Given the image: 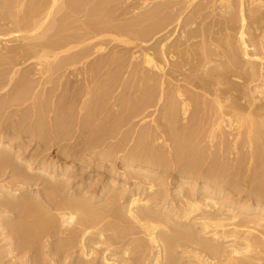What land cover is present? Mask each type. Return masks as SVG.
Instances as JSON below:
<instances>
[{
    "label": "bare ground",
    "instance_id": "1",
    "mask_svg": "<svg viewBox=\"0 0 264 264\" xmlns=\"http://www.w3.org/2000/svg\"><path fill=\"white\" fill-rule=\"evenodd\" d=\"M260 91L264 0H0V175L9 169L18 179L0 184V221L17 241L12 250L36 264L28 251L39 253L47 237L62 241L51 253L60 260L41 258L48 264H264V182L249 191L254 204H219L212 191L220 196L223 185L210 189L217 180L239 182L220 161L234 153L238 165L250 157L251 174L264 173ZM12 106L21 109L8 110L12 121L3 124ZM26 134L46 147L78 139L55 149L79 167L88 155L100 160L91 171L104 167L101 194H76L83 180L64 189L74 165L51 159L47 172L43 159L32 168L14 156ZM206 154L214 157L201 170ZM173 155L191 158L175 174L180 185L198 183L176 204L150 184ZM113 162L150 180L148 187L137 179L139 194L115 189L126 183L112 178V167L105 171ZM34 177L45 194L27 192Z\"/></svg>",
    "mask_w": 264,
    "mask_h": 264
},
{
    "label": "rangeland",
    "instance_id": "2",
    "mask_svg": "<svg viewBox=\"0 0 264 264\" xmlns=\"http://www.w3.org/2000/svg\"><path fill=\"white\" fill-rule=\"evenodd\" d=\"M179 0H176V2H178ZM179 5V4H178ZM178 5H177V7H178ZM180 6V5H179ZM132 15V14H131ZM250 50V49H249ZM247 65H245V67H246ZM260 92H262L260 95H259V100L261 101V102H264V99H263V97H264V91H260ZM2 94H4V92L3 93H0V96H2ZM260 97H261V99H260ZM16 109V111H18V110H20L21 108H18L17 109V107H14V106H12V107H10V109L8 108L4 113H2V117H1V122L4 124V122L6 123L7 121H10L11 119H12V117L10 116V114L8 113V110H9V112H15V110L14 109ZM153 112V111H152ZM3 116H4V118H3ZM9 116H10V118H9ZM152 117V116H151ZM151 117H149L150 119H152ZM5 118H7L8 120H6ZM146 119V124H149L150 123V125H152L151 124V120L150 119ZM15 119V117H13V120ZM6 120V121H5ZM31 120V121H30ZM30 120H28V123L29 124H32V121H33V119H30ZM150 120V121H149ZM12 121V120H11ZM144 122V123H145ZM181 125H182V123H181ZM136 131H138V127L135 129ZM32 136V135H31ZM75 136V135H74ZM134 137V136H133ZM24 141H23V146H22V150L20 151V153L19 152H15V154H14V156H16V154H17V156L18 157H20L21 156V158H25V159H27L28 161H30V162H32V164H33V166L31 165V167L32 168H34L36 165H37V163L38 162H42V159H43V162H45V165L47 166L48 164V162H49V160H51V159H55L56 161L55 162H59V163H62L61 165L62 166H60L59 168H61V167H63V165H67V166H69V165H71V166H73V170H72V172L71 173H69V175H67V177H69V181L67 180V181H65V183H64V185L65 184H69L68 186L70 187V185H71V187L72 186H75V187H77V185H76V183L79 181V182H81L82 180V183H87L86 184V186L85 187H82L83 185L81 184L80 185V187H81V189L78 191V189L76 190V194H79V192L81 193V195L83 194L82 192H84L85 194H86V196H88L89 194H95V192H97L96 194L97 195H95V196H98V195H100L101 193H99V191H101L102 190V179H103V177H104V175L106 174V172H104V167H103V165H102V169L100 168V169H98L99 170V173H98V170H97V173L98 174H100V175H102V176H100V175H98L97 173H95V172H93L92 173V171H91V169L92 168H94L95 167V165L96 164H99L100 162V160H98V159H96L94 156H92L91 157V155L89 156L88 155V159H89V157H90V159H94L95 161L93 162L92 160L90 161V163L89 164H87V163H85V165L86 166H78V165H75V164H73L72 165V162H70V160H67V158L66 157H64V156H61L59 153H61L60 151L61 150H64V149H66L67 147L69 148H71V147H73V145H74V143H75V141L74 140H76V139H70V141H69V139L68 140H66L65 142H60L59 144H57V146L58 147H60V148H63V149H61L60 151H58V149L59 148H56L57 149V151H55L56 149H55V147H57L56 146V144L55 143H57V142H55V141H52V143H54V144H52V143H47L46 145H47V147L45 146V143L44 142H39L36 138H34V136H32V137H30V135H28V134H26L25 135V139H23ZM78 140V139H77ZM76 140V141H77ZM37 141V142H36ZM64 141V140H63ZM69 141V142H68ZM218 142H220V141H214L212 144H213V146H215V147H217L218 145H220V143L218 144ZM38 143V144H37ZM153 143V142H152ZM152 143H150V146H151V144ZM44 144V145H43ZM53 146H52V145ZM65 144L67 145V146H65ZM131 144H132V142H131ZM131 144H129V146H131ZM63 147H62V146ZM133 145V144H132ZM154 145H157L156 144V142L154 141V144H152V146L154 147ZM44 146L47 148V149H45L44 148ZM49 146H51V147H49ZM159 146V145H158ZM50 149H49V148ZM65 147V148H64ZM156 147V146H155ZM51 148H52V150H51ZM45 149V150H44ZM55 149V150H54ZM102 149L103 148H100V149H98V151L100 150V151H102ZM216 149V148H215ZM46 150H48V152H45ZM49 150H51V151H49ZM99 151V152H100ZM215 151V150H214ZM53 152V153H52ZM49 153V154H48ZM171 153H173V152H171ZM32 155V156H31ZM55 155V156H54ZM38 156V157H37ZM57 156V157H56ZM61 156V157H60ZM207 156H209L208 154H206V156L204 155V158L206 159V157ZM247 156V155H246ZM32 157V158H31ZM214 156L212 155V154H210V156L208 157L209 159H204V158H202V159H204V162H202L203 163V165H205V166H203V168L201 167V170H203L204 168H206V166H207V164H209V161H210V159H212ZM34 158V159H33ZM179 158H182V159H179ZM179 158H177L179 161H180V163H178L176 160H174V159H176V157H174V155H173V158L171 159V161L168 163H166L167 165L165 166V164H164V166L163 165H160V166H163V167H159V169H158V167H157V169H155V179H153V180H151L152 181V183H150L151 181L150 180H145V178L143 179V177H141V176H139V174L137 175L136 173H130V171H129V173H130V175H129V173H128V170H127V168H125V167H123V166H121L120 164H118V162H116V166H117V169H116V166H115V162H113L112 164H108L109 166H105V171H106V169H111V167H112V169H111V175H113V179L115 178V179H119L120 178V182H122V181H124L125 183H126V185L124 186V187H120V184H118L117 182L115 183V186H114V188L115 189H118V190H120L121 188L122 189H124V188H126L125 190H127V188H128V190L130 191V193L131 194H137L139 191H140V188H147L148 186H147V184L148 183H150V184H152V189L151 190H156L155 188H157V190H156V192H158L160 195H159V197L161 198L162 196L164 197V199L162 198V200L164 201V202H168V201H172L173 199L176 201V202H174V200H173V202L176 204V203H178V201L180 200V198H177V197H181V196H184V195H186L189 191H191V192H195V191H197V187H198V183H196L194 186L191 184H185V185H180V179H178L179 177H177V175H175L176 173L178 174V172H179V169H181V168H179V167H181V166H183L184 167V165H185V167L188 165L187 163H189V162H187V161H190V159L188 158H186V156L185 155H183V156H181V157H179ZM230 158V159H229ZM226 157V156H224L222 159H220V161L222 160L223 162H225V163H227V164H229L232 168H230L229 169V171L227 172V174L229 175V177H231V178H233L234 177V179H237L236 181H239L238 183L236 182V184H234L233 186H231L230 184H228V181H223V183L222 182H220L219 180H217L216 182H210V189L212 188V187H215V186H217V185H223V187H222V189H221V192H220V196L219 195H213V191H212V196L213 197H218V199L216 200H214V201H217L219 204L222 202L223 204L226 202V201H230V200H239V202H241V203H246V204H252L253 202H252V200H254L253 199V197L254 196H251L252 194H250L251 192H249V191H254L255 190V188L256 187H258V185L260 184H263V182H264V173L262 172L261 174H262V176H260V175H257V176H254L253 174H251L252 173V169H253V167L251 166V165H253V161L251 162V160L249 159L250 157H245V159H244V161H243V163L242 164H237V162H238V160H239V155H237L236 156V153H234V154H232L230 157ZM248 158V159H247ZM45 159V160H44ZM185 159V160H184ZM187 159V160H186ZM224 159V160H223ZM34 162H33V161ZM41 160V161H40ZM58 160V161H57ZM60 160V161H59ZM193 160V159H192ZM182 161H186V162H182ZM207 161V162H206ZM229 161V162H228ZM66 162V163H65ZM91 162H93V163H91ZM177 162V163H176ZM35 163H36V165H35ZM64 163V164H63ZM182 163H183V165H182ZM191 163V162H190ZM189 163V166L190 165H192V164H190ZM230 163H234L233 165L232 164H230ZM239 163V162H238ZM246 163V164H245ZM90 164H91V166H90ZM94 164V165H93ZM169 164H172V165H169ZM187 164V165H186ZM236 164V165H235ZM58 164H56V166H57ZM106 165V164H105ZM112 165V166H111ZM179 165V166H178ZM238 165V166H237ZM55 166V167H56ZM76 166V167H75ZM94 166V167H93ZM169 166V167H168ZM172 166V167H171ZM174 166H176V168H174ZM237 168H236V167ZM78 167V168H77ZM88 167V168H87ZM118 167H120V168H118ZM165 167H168L169 168V170H167L168 168H165ZM178 167V168H177ZM234 167V168H233ZM238 167H239V169H238ZM248 167V168H247ZM250 167H252V168H250ZM114 168V169H113ZM122 168V169H121ZM173 168V169H172ZM200 168V167H199ZM236 168V169H235ZM23 169V168H22ZM76 169V170H75ZM79 169H80V171H79ZM81 169L83 170V171H81ZM86 169H90V170H87L86 171ZM176 169V170H175ZM232 169V170H231ZM233 169H235V170H233ZM238 169V170H237ZM78 170V171H77ZM101 170V171H100ZM114 170V171H113ZM116 170V171H115ZM118 170V171H117ZM125 170L127 171V173L125 174ZM167 170V171H166ZM231 170V171H230ZM237 170V171H236ZM50 171V167H49V165H48V169H47V172H49ZM113 171V172H112ZM159 171V172H158ZM165 173H164V172ZM169 171H170V173H169ZM36 171H32V172H30V175H33V176H35L36 178L38 177V174L37 173H35ZM167 172V173H166ZM32 173V174H31ZM83 173V174H82ZM230 173V174H229ZM241 173V174H240ZM82 174V175H81ZM95 174H97V175H95ZM117 174V175H116ZM123 174H124V178L125 177H127V178H125V180H123L124 178H122V180H121V176L123 177ZM141 174V173H140ZM157 174H159L161 177H156L157 176ZM163 174V175H162ZM168 174H169V176H171V177H169L168 176ZM37 175V176H36ZM82 176V178H80L79 176ZM90 175H91V177H90ZM96 176L95 178H94V176ZM132 175V176H131ZM184 174H182V176H183ZM98 176H100L101 177V179H97V177ZM117 176H119V178L117 177ZM134 176H137L138 178H135ZM189 176V174L187 175V176H183V177H188ZM192 176V175H191ZM254 176V177H253ZM35 177H34V179H31V181L32 182H30V180H29V182H28V185H27V182H26V184H25V187L27 188V192H33V194H35L36 192H37V190H38V193L40 194L42 191H44V189H46V187L44 186V185H41L42 183L39 181V180H36L35 179ZM66 177V178H67ZM135 178L136 180H134L133 178ZM166 177H169V178H167V179H165ZM74 178H75V180H74ZM86 178V180L88 179H90V181H86V180H84ZM130 178H132V180L129 182V180H130ZM141 178V179H140ZM161 178H163L162 180H163V182H161L162 180H161ZM199 178V177H198ZM253 178V179H252ZM257 178V179H256ZM94 179H96L95 181L97 182H95L94 181ZM137 179H139V180H142V182H143V180H145L144 182L145 183H139V182H141V181H139V180H137ZM165 179V180H164ZM172 179H174V180H172ZM21 181L20 182H24L25 181V179H20ZM26 180H28V178H26ZM34 180V181H33ZM100 180V181H99ZM158 181V182H156V181ZM18 181V179L16 178V177H11L10 176V172H9V169H7V170H4V172L2 171V174L0 175V184H10V185H12V184H15L16 182ZM37 181V182H36ZM75 181V182H74ZM99 181V182H98ZM148 181V182H147ZM169 182V183H171V181H172V183H171V185L169 184V183H167V182ZM174 181V182H173ZM176 181V182H175ZM180 181V182H179ZM246 181V182H245ZM36 182V183H35ZM72 182H73V184H72ZM89 182L91 183L92 182V184H90L89 185ZM94 182H95V184H94ZM127 182H128V184H127ZM132 182V183H131ZM146 182H147V184H146ZM227 182V183H226ZM139 183V184H138ZM158 183V184H157ZM161 183V184H160ZM165 183H167V184H165ZM241 183H243V184H241ZM31 186H30V185ZM35 184V185H34ZM95 185V187L97 188H95L94 187V185ZM98 184V185H97ZM100 184V185H99ZM141 184V185H140ZM161 186H160V185ZM176 184H178V185H176ZM227 184H228V186H227ZM247 184V185H246ZM67 185H65L64 186V189L65 188H68V190H70V188L67 186ZM117 185V186H116ZM141 187H140V186ZM144 185H146V186H144ZM157 185H159V186H157ZM165 185V186H164ZM197 185V186H196ZM239 186V187H236V186ZM251 185V186H250ZM259 185V186H260ZM29 186V187H28ZM88 186V187H87ZM89 186H91L92 187V191H91V188L89 187ZM137 186H139V187H137ZM177 186H178V188H177ZM180 186H181V188H180ZM188 186V187H187ZM192 186V187H191ZM196 186V187H195ZM227 186V187H226ZM245 186V187H244ZM43 187V188H42ZM74 187V188H75ZM79 187V188H80ZM136 187H137V189H136ZM162 187V188H161ZM194 187V188H193ZM224 187H226V188H224ZM231 187V188H230ZM261 187H262V185H261ZM264 187V186H263ZM25 188V189H26ZM33 188V189H32ZM93 188H95V189H93ZM130 188V189H129ZM160 190H159V189ZM177 188V189H176ZM192 190H191V189ZM231 190H229V189ZM241 188V189H240ZM248 188V189H247ZM87 189H90V190H87ZM110 191L109 192H111V189H112V187H111V189H110V186H109V188H108ZM134 190V192H133V190ZM138 189H139V191H138ZM183 189H184V192H183ZM41 190V191H40ZM66 191H68L67 189H65ZM85 190V191H84ZM96 190V191H95ZM127 190V191H128ZM165 190V191H164ZM181 190V191H180ZM186 190V191H185ZM257 190V189H256ZM40 191V192H39ZM90 191V192H89ZM108 190L107 189H105V191L104 192H107ZM132 191V192H131ZM177 193H176V192ZM210 191V190H209ZM208 191V192H209ZM242 191V192H241ZM244 191V192H243ZM183 192V193H182ZM186 192V194H184ZM242 194H241V193ZM37 193V194H38ZM43 193L44 192H42L41 194L43 195ZM61 193H63V191L61 192ZM65 193V192H64ZM73 194H75V191L74 192H72ZM88 193V194H87ZM163 195H162V194ZM166 195H165V194ZM181 193V194H180ZM228 195H227V194ZM247 193L249 194V196H247ZM21 194V193H20ZM40 194V195H41ZM45 194V193H44ZM47 194V193H46ZM85 194H83V195H85ZM139 194V193H138ZM176 194V195H175ZM226 194V195H225ZM245 194V195H244ZM82 195V196H83ZM106 195L108 196L109 194H108V192L106 193ZM165 195V196H164ZM174 195V196H173ZM231 195H233V196H231ZM107 196H105V197H107ZM169 198V199H167L166 200V198L167 197ZM223 196V197H222ZM170 197H171V199H170ZM226 197V198H225ZM232 197V198H231ZM241 197V198H240ZM243 197V198H242ZM247 197H248V199H247ZM252 197V198H251ZM173 198V199H172ZM176 198V199H175ZM223 198V199H222ZM264 198V197H263ZM221 199H222V201H221ZM225 199V200H224ZM227 199V200H226ZM247 199V200H246ZM250 199H251V201H250ZM223 201H225V202H223ZM246 201V202H245ZM261 202H264V199H262V200H260ZM249 202V203H248ZM251 202V203H250ZM221 203V204H222ZM254 204V203H253ZM232 205H234V204H232ZM232 205H229L231 208H234L235 206H232ZM11 216H13V218H14V215H11ZM5 224V221L4 220H2V221H0V264H23L24 262H23V260H25V259H21V257H23V255H21V254H19L18 252H16L15 250H12V249H14V246H12L14 243L16 244L17 243V241H16V239H14V237L13 236H11L12 238H10V234H9V230H8V228H6L5 227V225H3V224ZM6 228V229H5ZM9 234V235H8ZM8 235V236H7ZM44 238V240L42 239V238H39V239H42L41 241H39L38 242V244L40 243V245H41V242H42V245L41 246H43V248L44 247H47V249L49 248V250L51 251L52 249H54V250H52L51 252H50V254L51 253H53V251L55 252V249H57L59 246V248L56 250V253H60L59 252V250H61L62 249V246H61V244H62V241H60V242H58L59 243V245L58 246H56L57 245V243H56V241H58V239H55V240H53V239H49V240H47V237H43ZM13 240V241H12ZM51 240V241H50ZM46 241H48L49 243H52L53 241H55V242H53V244H49L48 242H47V245H46ZM29 242V241H28ZM43 242H44V244H43ZM12 244V245H11ZM14 244V245H15ZM54 244H55V246H54ZM50 245V246H49ZM11 246V247H10ZM54 246V247H53ZM151 245H147V248H149ZM52 247V248H51ZM39 248V247H38ZM43 248H41L40 247V251H38L39 253H37L36 254V250H34L33 249V251L35 252H31V250L30 251H28V252H30V253H28V255H32V258L34 257V254L36 255L35 257L37 258V262H36V264L38 263V258H48V260L49 259H52L53 261H58V260H60L61 259V257H59L58 259H57V257H54V256H57V254H55V253H53L54 254V256L51 254L50 256L51 257H47L46 256V253H47V255H48V250H47V252L45 253V251L46 250H44ZM147 248H146V250H147ZM13 251H11V250ZM41 249L42 250H44L43 252L41 251ZM7 251V252H6ZM9 251V252H8ZM12 252V253H11ZM41 252L42 253H44L42 256L40 255L39 256V254H41ZM4 253V254H3ZM10 255H9V254ZM16 253H18V255L16 254ZM147 252H145L144 253V256H145V254H146ZM44 255H45V257H44ZM59 255V254H58ZM37 256H39V257H37ZM60 256H62V253L60 254ZM23 258H25V257H23ZM56 259V260H55ZM21 260V261H20ZM36 260V259H35ZM47 260V259H46ZM44 261V260H39V263L40 264H48L49 263V261ZM42 261H43V263H42ZM56 264V263H55ZM60 264V263H59ZM61 264H63V263H61ZM65 264H67V263H65ZM93 264V263H92ZM94 264H96V262H94ZM132 264V263H131ZM133 264H139V263H133ZM140 264H142L141 262H140Z\"/></svg>",
    "mask_w": 264,
    "mask_h": 264
}]
</instances>
